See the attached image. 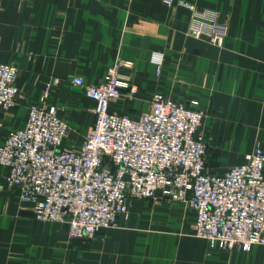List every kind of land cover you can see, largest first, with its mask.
Returning a JSON list of instances; mask_svg holds the SVG:
<instances>
[{
    "label": "crops",
    "instance_id": "crops-1",
    "mask_svg": "<svg viewBox=\"0 0 264 264\" xmlns=\"http://www.w3.org/2000/svg\"><path fill=\"white\" fill-rule=\"evenodd\" d=\"M177 1L0 0V62L18 67L24 94L0 109V143L57 76L49 101L69 126L63 148H79L95 101L71 78L97 84L116 66L127 85L110 110L136 117L157 93L185 106L197 102L207 172L240 164L256 144L264 148V0H184L225 25L221 46L189 33L192 12ZM7 173L0 165V264H264L261 244L210 249L191 232L194 212L162 197L132 198L114 227L72 239L67 224L34 218L6 185Z\"/></svg>",
    "mask_w": 264,
    "mask_h": 264
},
{
    "label": "built area",
    "instance_id": "built-area-1",
    "mask_svg": "<svg viewBox=\"0 0 264 264\" xmlns=\"http://www.w3.org/2000/svg\"><path fill=\"white\" fill-rule=\"evenodd\" d=\"M171 5L174 0H161ZM192 18L189 33L221 46L225 25L178 0ZM18 67L0 62V109H9L24 94L17 86ZM160 72L158 68L157 73ZM45 82L40 98L27 106L21 127L7 131L0 143L5 182L30 204L34 218L67 224L72 239H92L101 229L128 216L132 198L162 197L182 202L194 212L191 232L210 249L249 250L264 245V148L256 144L240 164L222 173L206 170L207 142L200 132L205 112L154 94L150 107L136 117L110 110L127 85L117 67L104 79L71 84L95 101L93 125L77 149H65L69 126L49 101L59 84ZM130 88V93L135 92Z\"/></svg>",
    "mask_w": 264,
    "mask_h": 264
}]
</instances>
